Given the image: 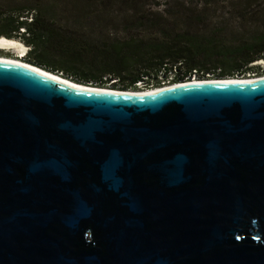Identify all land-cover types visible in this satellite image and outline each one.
<instances>
[{
    "label": "water",
    "instance_id": "95a60500",
    "mask_svg": "<svg viewBox=\"0 0 264 264\" xmlns=\"http://www.w3.org/2000/svg\"><path fill=\"white\" fill-rule=\"evenodd\" d=\"M53 77L0 60V264H264V78Z\"/></svg>",
    "mask_w": 264,
    "mask_h": 264
},
{
    "label": "trees",
    "instance_id": "16d2710c",
    "mask_svg": "<svg viewBox=\"0 0 264 264\" xmlns=\"http://www.w3.org/2000/svg\"><path fill=\"white\" fill-rule=\"evenodd\" d=\"M39 2L0 0V36L77 82L140 90L261 72L253 63L264 59V0Z\"/></svg>",
    "mask_w": 264,
    "mask_h": 264
},
{
    "label": "bare ground",
    "instance_id": "6f19581e",
    "mask_svg": "<svg viewBox=\"0 0 264 264\" xmlns=\"http://www.w3.org/2000/svg\"><path fill=\"white\" fill-rule=\"evenodd\" d=\"M0 49L6 50V51H14V52H18L19 56L17 57H9V56H3L0 55V60L1 61H5V62H12L15 64H19L21 66H25L27 68H30L32 70H35L36 72H39L41 74H44L46 76H55L53 78H56L57 80L63 81V82H67L69 84H73L71 79H66L67 81H65V78H62L61 75H57L55 73H52L50 71L45 70L44 68L40 67L39 65H35L33 63H30L26 60H24L22 57L25 53V51L27 50L26 45H24L20 40H18L17 38H9L6 36H0ZM254 63H259L262 64L264 63V59L261 60H257ZM239 77V76H238ZM264 78V75L262 76H255V77H249V78H240L243 80H247V81H253V80H257V79H261ZM191 79V78H190ZM212 79V78H209ZM207 79H200V78H192L193 82H206ZM187 81V80H186ZM169 84H165L163 86H167ZM97 88L103 89V90H114L113 92H118L122 89H115L112 87H103V86H96ZM158 88L160 87H153V88H148V89H140V90H127L129 92H142V93H150V92H154L156 90H158Z\"/></svg>",
    "mask_w": 264,
    "mask_h": 264
},
{
    "label": "rangeland",
    "instance_id": "374dc122",
    "mask_svg": "<svg viewBox=\"0 0 264 264\" xmlns=\"http://www.w3.org/2000/svg\"><path fill=\"white\" fill-rule=\"evenodd\" d=\"M47 0H40L39 4L43 5V3H46ZM165 0H160V2H163ZM18 40H20L19 38H17ZM21 41V40H20ZM22 42V41H21ZM23 43V42H22ZM24 45H26L25 43H23ZM27 47V50L25 51L24 55H23V59L26 60V56H27V51L29 50V46L26 45ZM0 54H2L3 56H9V57H17L19 56V53L18 52H14V51H6V50H3V49H0ZM27 61V60H26ZM255 66H259V70L261 71L260 73H255V72H250V73H246L245 74V77L249 78V77H255V76H259V75H264V63L262 64H259V63H253ZM242 77V76H241ZM112 81H114V79H111L109 82H107L105 84V87H112ZM157 87V86H156ZM149 88H153V87H149ZM138 90V89H137Z\"/></svg>",
    "mask_w": 264,
    "mask_h": 264
},
{
    "label": "built area",
    "instance_id": "2783aa9c",
    "mask_svg": "<svg viewBox=\"0 0 264 264\" xmlns=\"http://www.w3.org/2000/svg\"><path fill=\"white\" fill-rule=\"evenodd\" d=\"M30 19V18H29ZM138 85H139V83H138Z\"/></svg>",
    "mask_w": 264,
    "mask_h": 264
},
{
    "label": "flooded vegetation",
    "instance_id": "af4514ba",
    "mask_svg": "<svg viewBox=\"0 0 264 264\" xmlns=\"http://www.w3.org/2000/svg\"><path fill=\"white\" fill-rule=\"evenodd\" d=\"M0 55H2V54H0Z\"/></svg>",
    "mask_w": 264,
    "mask_h": 264
}]
</instances>
